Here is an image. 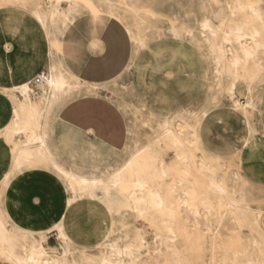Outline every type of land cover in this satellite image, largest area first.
Returning <instances> with one entry per match:
<instances>
[{
    "label": "rangeland",
    "instance_id": "374dc122",
    "mask_svg": "<svg viewBox=\"0 0 264 264\" xmlns=\"http://www.w3.org/2000/svg\"><path fill=\"white\" fill-rule=\"evenodd\" d=\"M13 1L0 0V37L6 40L9 34L19 35L22 46L15 45L10 54H0V75L6 63H21L40 42L36 27L30 22L35 21ZM91 1L95 8L100 6L97 13L83 6L68 20L59 18L62 36L52 33L59 42L53 48L56 58L64 65L63 72L72 84L71 91L59 96L56 105L64 98L71 102L84 96L107 100L124 118L127 141L119 150L108 148L90 135L64 127L52 111L41 124L50 157L75 177L106 178L132 154L156 143L164 132L160 125L168 121L189 142L187 148L161 150L171 169L160 184L163 194L174 202L177 215L172 219L145 205L141 208L146 210L140 212L128 197L118 199L114 209L108 211L99 190L97 197L84 195L68 206L66 199L72 193L52 163L33 160L20 170L10 164L1 174L3 187L12 177L32 167L49 171L64 186V208L55 223H63L73 241L63 242L57 231L50 233L55 231L51 228L54 223L45 232L34 233L11 225L0 198V211L8 230L19 236L17 252L29 253L42 245L49 259L99 264V257L108 251L103 242L111 229L112 240L133 246V253L124 257L126 264H247L248 260L264 264V186L247 182L240 165L241 146L257 135L264 137L259 109L264 110V79L258 77L253 84L256 107L248 109L250 117L245 119L232 110L234 102L226 94L231 78L225 71L216 72L222 66L216 64V54L210 49V42L219 43L225 30L245 22L238 0ZM35 2L44 10L53 5V0ZM61 7L65 10L66 3ZM203 22L216 31L215 36L202 26ZM114 38L118 43H114ZM47 67L46 60L37 71H47ZM9 88L0 89V106L6 103L8 114L12 105ZM247 97L246 85L238 82L233 92L235 103L244 108ZM6 125L0 126V136L10 149L3 132ZM176 152L192 154L195 167L176 158ZM203 164L211 166L214 174L205 171ZM172 165L181 171H175ZM8 171L9 178L4 183L3 175ZM209 174L225 183L230 198H242V212L229 211L225 203L218 205L217 196L208 192ZM181 188L196 190L197 214L179 203L185 196L178 202ZM1 193L2 190L0 197ZM203 202H208L211 209L207 210ZM257 211L262 223L255 227L251 213Z\"/></svg>",
    "mask_w": 264,
    "mask_h": 264
},
{
    "label": "bare ground",
    "instance_id": "6f19581e",
    "mask_svg": "<svg viewBox=\"0 0 264 264\" xmlns=\"http://www.w3.org/2000/svg\"><path fill=\"white\" fill-rule=\"evenodd\" d=\"M13 2L16 3L17 7L28 12L35 24L40 26L46 35L50 48L55 47L59 43L57 38L54 40L52 33L54 32L58 36H62L64 33L62 27L58 24L61 16L68 20L70 15L78 13L79 8L83 6L85 8L88 7L92 13H97L96 8L98 7L97 5L95 8V4L93 5L91 0H53V5L49 10L42 9L35 0H27L24 3H17L15 0ZM64 2L67 7L65 10L61 7ZM99 7L98 9H100ZM237 7L241 12L245 13V22L225 30L219 43L209 42L211 51L216 54V64L222 66L221 70L218 69L216 72L225 71L231 78L226 94L234 102L232 110L238 111L245 119H248L250 117L248 109L256 107L253 96V84L258 77L264 79V2L263 0H238ZM109 16L111 17V15ZM202 26L212 36L216 35V31L207 22H203ZM48 54L51 57L53 55L51 51ZM63 70V65L56 60L55 63L50 65L49 72L47 71V79L43 83L36 85L35 76L30 82L19 86H11L8 89L11 91V118L4 127L3 132L8 141L7 143L11 145V167L20 170L22 166L33 160H43L52 163L61 177L67 181L66 186L72 193L66 199L68 206H71L76 199L84 195L91 198L97 197L96 191L99 190L103 193L101 200L108 211L114 209L118 199L128 197L131 199L134 208L140 212L146 210V208H141L142 205H145L148 209L166 213L170 218L174 219L177 215V209L173 206L174 202L170 200V197L163 194L160 184V181L167 176L171 169L166 162V155L161 150L166 147L187 148L186 145L189 142L180 132H175L176 130L174 131L170 127L168 121H164L160 125L164 132L155 141L156 143L147 146L145 150L138 154H132L120 168L106 178L75 177L72 172L58 166L50 157V151L46 144V132L41 124L44 118L52 111L58 117L61 105H56V101L59 96L66 95L71 91L72 84L68 81ZM238 82L245 84L249 93L247 105L244 108H240L233 98V92ZM192 136L194 137V135ZM176 158L185 162L188 166L195 167L196 161L190 153L181 154L176 152ZM172 166H175V171H181L177 167L178 164L177 166ZM202 167L210 174H214L211 166L203 164ZM182 172L187 174L188 170L182 169ZM210 174L207 175L208 192L217 196L218 205L221 206L225 203L229 211L234 213L242 212L240 207L242 198H230L228 187L225 183L218 181ZM8 178L9 171L5 174L3 182L5 183ZM74 183L78 185L77 188ZM186 184L188 183L186 182ZM184 196L185 199L182 200L181 197ZM180 199L182 201L179 202ZM177 200L188 208L191 213H198V209L195 207V203L198 201V194L193 188L190 190L181 188L180 193L177 195ZM203 206L207 210L212 207L208 202H203ZM251 215L252 224L255 227L259 226L262 223L260 213L258 211L256 213L252 212ZM242 216L244 219L246 218L244 214ZM4 219L0 211V264H68L65 260L49 259L42 245L38 248L33 247L29 253L17 252L19 236L8 230ZM51 228L57 231L59 238L63 242L68 240L73 242L63 223H54ZM110 230L106 233L103 242L108 251L99 257V264H126L124 257L133 253V246L119 245L117 241L111 239L112 231ZM21 248L25 250L23 245H21ZM247 264H253V261L248 260Z\"/></svg>",
    "mask_w": 264,
    "mask_h": 264
},
{
    "label": "crops",
    "instance_id": "0c3cea01",
    "mask_svg": "<svg viewBox=\"0 0 264 264\" xmlns=\"http://www.w3.org/2000/svg\"><path fill=\"white\" fill-rule=\"evenodd\" d=\"M30 22L36 27L40 42L30 50L21 63H6L5 69L0 75V89L32 81L40 71H46L43 68H39L37 71L44 61L49 62L48 71L50 65L57 60L54 47L50 48L44 31L32 20ZM4 42L3 54H10L15 50V45L10 39H6ZM49 51L52 52V57L48 54ZM6 105L5 103L0 106L2 110L0 126L8 124L11 118V106L9 107L10 114H8ZM58 105H61L58 119L64 127L90 135L104 146L114 150L125 146L127 141L125 121L119 109L112 103L95 96H84L71 102L64 98ZM259 109L264 125V110ZM4 113L5 115H3ZM241 151V175L253 185L264 186V137L255 136L246 146H241ZM10 159L9 146L3 142L0 136V190H2L0 198L7 221L11 225L31 230L33 233L40 230L45 232L59 220L63 212L64 186L49 171H41L39 168L32 167L25 169L22 174L12 177L9 183L3 187L1 174L10 167ZM55 232L54 230L50 231V233Z\"/></svg>",
    "mask_w": 264,
    "mask_h": 264
},
{
    "label": "snow or ice",
    "instance_id": "6c2138e0",
    "mask_svg": "<svg viewBox=\"0 0 264 264\" xmlns=\"http://www.w3.org/2000/svg\"><path fill=\"white\" fill-rule=\"evenodd\" d=\"M6 39H10L12 44L16 45L18 48L21 47V37L19 35H15L13 36L12 34H9L8 37H6ZM114 43H118V39L114 38ZM5 47V42L4 39H0V54H2V51Z\"/></svg>",
    "mask_w": 264,
    "mask_h": 264
},
{
    "label": "built area",
    "instance_id": "2783aa9c",
    "mask_svg": "<svg viewBox=\"0 0 264 264\" xmlns=\"http://www.w3.org/2000/svg\"><path fill=\"white\" fill-rule=\"evenodd\" d=\"M46 79H47V71L42 70L37 74L35 78V84L39 85L43 83L44 81H46Z\"/></svg>",
    "mask_w": 264,
    "mask_h": 264
}]
</instances>
